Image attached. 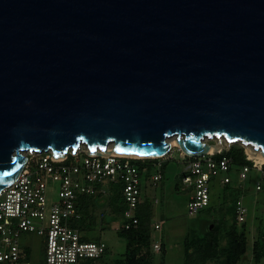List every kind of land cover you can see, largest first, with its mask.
<instances>
[{"label": "water", "instance_id": "95a60500", "mask_svg": "<svg viewBox=\"0 0 264 264\" xmlns=\"http://www.w3.org/2000/svg\"><path fill=\"white\" fill-rule=\"evenodd\" d=\"M174 136L264 150V0H0V190L26 150L160 158Z\"/></svg>", "mask_w": 264, "mask_h": 264}, {"label": "built area", "instance_id": "2783aa9c", "mask_svg": "<svg viewBox=\"0 0 264 264\" xmlns=\"http://www.w3.org/2000/svg\"><path fill=\"white\" fill-rule=\"evenodd\" d=\"M219 139V138H216ZM215 153L189 156L182 153L184 174L180 190L189 192L187 213L195 216L212 202V184L227 185L238 180L243 191L250 181V190L264 192V163H258L247 152L251 164L237 168L230 156L224 154L233 144ZM241 144L245 149L246 145ZM107 149H92L86 143L79 148L56 152L53 149L39 152L26 150V163L15 181L0 190V264H32L27 257V235L46 236L44 264H85L105 254L108 244L104 240L86 239L84 232L75 225L81 218L79 198L83 195H108L112 185L121 184L127 203L125 229L139 223L136 210L142 195V173L134 162L138 158ZM220 155L219 157L216 155ZM162 162L146 183L157 185L164 177ZM51 182L57 187V200L48 199ZM245 194L235 205V217L239 225L248 220L249 207ZM119 227V226H118ZM160 229V224L154 225ZM155 251L161 243L153 244Z\"/></svg>", "mask_w": 264, "mask_h": 264}, {"label": "trees", "instance_id": "16d2710c", "mask_svg": "<svg viewBox=\"0 0 264 264\" xmlns=\"http://www.w3.org/2000/svg\"><path fill=\"white\" fill-rule=\"evenodd\" d=\"M224 154L230 156L234 165L240 168L244 164H251L247 159L245 148L239 144H233ZM216 156H220L219 154ZM160 160L139 159L135 160L142 173V195L139 200L136 217L139 219L137 226L125 229V211L127 203L123 195L121 184L112 185L108 195H83L79 198V210L81 218L75 223L85 234L86 239L101 240L100 236L92 238L90 234L95 232L98 227L102 229L110 223L119 225L117 233L125 244L124 258L116 261V264H153L150 251L152 249L153 236V206L147 200L146 181L149 179L155 164ZM168 161L162 162L164 171ZM224 185L222 191L215 194L214 202L203 209L201 212L207 215L202 222L205 228L202 233L194 229L189 231L183 240L185 264H240L246 257L248 251V232L250 219L239 225L235 215V205L241 195H249L250 185L243 191L238 187V180ZM250 182V181H247ZM218 183H213L217 185ZM250 184V183H249ZM219 185V184H218ZM180 189V186L177 187ZM105 207L100 215L96 214L98 208ZM146 253L142 254L143 249ZM162 264H164L166 245L161 243ZM252 252L257 257H264V232L262 231L252 246ZM111 249L108 246L103 256L95 260H88L86 264H91L99 260H108Z\"/></svg>", "mask_w": 264, "mask_h": 264}, {"label": "rangeland", "instance_id": "374dc122", "mask_svg": "<svg viewBox=\"0 0 264 264\" xmlns=\"http://www.w3.org/2000/svg\"><path fill=\"white\" fill-rule=\"evenodd\" d=\"M175 137V136H174ZM177 138V137H175ZM205 141H209L205 138ZM224 146L225 140H220ZM210 143L216 144L215 140H210ZM246 151V149H245ZM183 152L177 147L173 146L172 150L165 156L158 158L161 162L168 161L163 171L164 177L157 185L146 183V197L152 203L153 226L160 224V229L153 228L152 244L155 242L166 245L164 264H185L184 261V245L183 240L187 233L194 229L198 233H202L205 224L202 220L207 217L204 212H200L195 216H189L187 213V204L189 202V192L182 191L177 187L181 185V177L184 174V166L181 162ZM163 170V169H162ZM248 185L250 182H247ZM223 185L212 186V201L214 202L215 194L222 191ZM48 199L51 202L57 200L56 184L51 182L48 189ZM245 203L249 207L248 218L251 222L248 232V259H252V246L257 240L260 233L264 232V192L250 191L246 195ZM105 207L98 208L96 214L100 215ZM118 224L110 223L109 226L98 227L95 232L90 234L92 238L100 236L109 248L111 254L108 260H99L91 264H116V261L124 258V251L126 244L124 240L119 237L117 233ZM25 241L29 244L27 257L32 264H44V253L46 246V236H39L37 234L27 235ZM146 253L144 248L142 254ZM153 264H162V248L159 252L155 251L152 245L150 251ZM245 259L240 264H246ZM86 264V263H85ZM207 264H215L208 262Z\"/></svg>", "mask_w": 264, "mask_h": 264}, {"label": "bare ground", "instance_id": "6f19581e", "mask_svg": "<svg viewBox=\"0 0 264 264\" xmlns=\"http://www.w3.org/2000/svg\"><path fill=\"white\" fill-rule=\"evenodd\" d=\"M220 140H223L222 138L219 139H215V143L216 144H210L209 148H208V153H215L217 151H219L222 147L223 144L221 143ZM171 145L172 146H179V141L178 138L172 137L170 139ZM263 149L261 148H255L253 146L250 145H246V152L247 154L251 157L254 158L258 163H264V153H263ZM107 153H117V154H122V155H128V156H132L126 153H119L116 151L111 150H107ZM135 157V156H133Z\"/></svg>", "mask_w": 264, "mask_h": 264}, {"label": "flooded vegetation", "instance_id": "af4514ba", "mask_svg": "<svg viewBox=\"0 0 264 264\" xmlns=\"http://www.w3.org/2000/svg\"><path fill=\"white\" fill-rule=\"evenodd\" d=\"M246 264H264V257H257L253 252H252V259H248V257L245 258Z\"/></svg>", "mask_w": 264, "mask_h": 264}]
</instances>
